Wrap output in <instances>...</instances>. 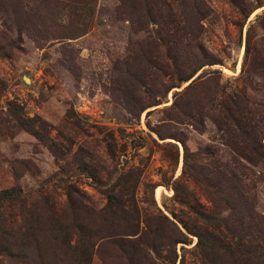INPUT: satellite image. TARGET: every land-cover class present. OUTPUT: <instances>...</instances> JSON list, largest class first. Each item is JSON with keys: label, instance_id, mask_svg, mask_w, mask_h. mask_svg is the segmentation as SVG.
I'll return each mask as SVG.
<instances>
[{"label": "rangeland", "instance_id": "obj_1", "mask_svg": "<svg viewBox=\"0 0 264 264\" xmlns=\"http://www.w3.org/2000/svg\"><path fill=\"white\" fill-rule=\"evenodd\" d=\"M81 2L90 14L87 31L64 38L78 23L69 8ZM189 4H198L208 16L196 18ZM185 12L189 20H183ZM263 13L264 0H0V191L20 189L18 198L0 206V240H17L32 227L27 263L0 252V264H75L72 250L59 247L53 236L57 222L73 226L74 243L81 226L132 234L146 217L157 226L156 243L163 246L161 255L148 252L145 264H207L197 237L179 220H188L192 232H207L178 197L186 190L207 211L229 218L230 233L241 237L248 221L233 219L222 196L224 186L232 185L231 171L247 172L243 178L252 206L264 217ZM187 27L209 58L221 64L198 70L193 78L201 74L200 82L182 100L191 102L186 107L192 117L170 123L165 108L173 92L188 82L161 97L171 80L156 67L168 62V36H186ZM181 41L194 40L188 35ZM139 78L146 86L152 78L159 90L150 92ZM233 91L245 97L239 103L243 112L234 114L255 125V137L244 138L255 160H262L253 166L235 149L239 138L232 140L233 131H222L215 121L222 115L216 96ZM159 98L162 103L151 104ZM140 104L147 105L141 112ZM21 118L35 119L39 135ZM159 124L164 134L175 133L185 145L160 139ZM127 173L138 182L134 203L121 217L106 208L107 193L129 181L117 183ZM114 189L118 200H126L128 195L121 198L122 190ZM105 214L112 226L101 223ZM138 235H126V245L139 244L147 252L148 242ZM172 244L175 261L172 248L166 250ZM212 256L214 264L244 262L231 252ZM109 262L126 264L116 257ZM91 264L100 259L94 255Z\"/></svg>", "mask_w": 264, "mask_h": 264}, {"label": "trees", "instance_id": "obj_2", "mask_svg": "<svg viewBox=\"0 0 264 264\" xmlns=\"http://www.w3.org/2000/svg\"><path fill=\"white\" fill-rule=\"evenodd\" d=\"M237 5V4H235ZM20 8L22 7V3L19 4ZM191 9L189 13L192 12L196 18L200 17V20L204 19L207 15V12H201L200 6L198 4H189L188 5ZM240 8L241 5H238ZM87 7L85 3L82 2L78 5H73L70 7V11L72 14L77 17L78 23L80 22L81 25L78 23L74 26L68 36H64V38L74 39L81 34L87 31L88 21L90 14L88 10H85ZM253 10V9H252ZM250 10L248 14L252 12ZM247 14V15H248ZM264 14V13H263ZM261 15L257 14L256 18H259ZM183 20H189L188 14L185 12L183 14ZM247 17V16H246ZM154 22V21H153ZM154 22V23H158ZM163 29L162 26L160 28ZM185 28H183L184 30ZM185 31V30H184ZM188 27H187V31ZM186 35V33H185ZM188 35H191V41L186 43L181 41V38H187ZM59 38H63L58 36ZM165 39V37H163ZM161 39L160 36L158 38ZM169 43L171 45H169ZM166 51L164 53V57L168 62H160L159 65L156 67L157 70L160 72L164 70L165 76L167 79L171 80V83L166 84L165 90L162 92L163 94L161 97L166 98L167 93L171 91L173 88L182 87L184 83H187L179 91L173 92V101L166 106L165 110L169 111L167 115V120L171 122H176L174 120L182 121L184 118L192 117L189 109L186 105L190 104L191 102L188 101L186 105L182 103L184 97H187L191 88H196V84L200 82L199 79L202 75L198 74L196 77L193 76L198 72L200 68L205 65H215L221 64L220 60L215 58H209L205 49L201 44L196 41V36L193 32H189L186 36H168ZM248 51V47H245L244 54L246 55ZM159 57V56H158ZM193 78V79H192ZM140 84L147 88L150 87V92H157L159 88L153 83L154 80L151 78L149 85L146 86L145 81L143 78L137 79ZM177 81L174 83V81ZM217 83L216 86H218ZM154 86V87H153ZM218 91V88L214 90V92ZM244 94L239 93L238 91H233L232 93H228L227 95L222 92V94L215 98L217 104L220 108L222 115L220 117H216V124L219 129L222 131L232 130V135L230 138L234 140V138H239V144L236 145L235 149L240 154L241 158L244 159L247 163L251 164L252 166L259 163L261 158L256 159L252 156L248 148H251L250 145L247 143V139L245 135L250 134L252 137H255V133L253 129H255L254 124H250V122L246 121L247 118L243 114H234L235 112H243V109L239 106V103L244 100ZM162 99L159 98L158 100H153L151 103L152 105H158ZM147 105H141L138 107V111L141 112L146 109ZM137 115V113H136ZM19 119V118H18ZM226 120V122H225ZM24 125L27 126L29 131H31L35 135H39V130L35 128V119L32 118H21ZM231 124L237 130L231 127ZM160 124L155 129L158 137L160 139H175L179 140L182 145L184 146V142L173 132L165 133L160 128ZM111 137V136H110ZM256 139V138H255ZM109 149L112 150V147L109 144ZM186 150V148H184ZM254 152H258L259 150L253 149ZM259 153V152H258ZM114 155V154H112ZM235 165V163H234ZM244 168H247L244 166ZM251 171V170H250ZM127 172H134V170L130 169ZM241 172V173H239ZM239 172L231 171L229 179L232 181V185L227 183L224 186V190L222 192L223 199L230 211V216L233 219L238 221H242L243 219H247V226L243 231L241 237L236 236L235 233H230V224L229 218H222L217 217L214 213L207 211L206 208L194 197L188 198L185 194V191L182 195L179 194V201L183 203L186 208L189 210L192 216H194V222L199 223L200 226L198 228H202L203 231L207 233L203 235L201 232L196 231L192 232L188 220L185 218H180V223L182 227L193 236H196L197 246L200 247V252L203 254V258L207 262V264H214V257L212 256V252H231L233 254H238L239 256L244 257V262L242 264H246V261H249V264H264V217L257 214L254 211L251 201V194H249L248 189L246 187L243 175L246 176L247 172L244 170H239ZM135 175L127 173L125 175H120L117 177V183L120 180H127L129 181H121L119 186L116 184L114 187H117L119 190H122L121 198L124 196L130 195V197L124 199H117V194L113 188L110 192L107 193V205L106 208L108 210L115 212V215H119L121 217H126L127 212L125 211V207H129L130 204L134 203V191L137 185L138 180L135 179ZM134 177V178H132ZM132 178V179H131ZM176 188V187H175ZM177 189V188H176ZM20 193L19 188H10V189H3L0 191V206H2L5 202L14 200L18 198ZM126 202V203H125ZM124 204L122 208L123 210H116L115 205ZM187 214H185L186 216ZM107 214H105L104 218H102L101 223L114 224L112 217L109 220ZM145 223L144 225H140L137 223V231L135 233H112L106 232L104 233L102 228L98 230H91L87 229L86 231L83 230V227H79L76 232V236L74 237V243H71L72 240V230L73 226H65L64 224L57 222L55 224V230L53 231V236L57 238L59 247H63V249L69 247L72 250L73 258H75V264H91L92 257L96 255L100 259V264H110L108 263V259L113 258H121L123 259L126 264H145L147 257H149L148 252H151L156 255H161L160 250L163 245H157L158 239V228L150 221L149 218H144ZM103 224V225H105ZM175 224V223H174ZM195 226V224H193ZM32 227H28L27 230H31ZM210 229V231H209ZM25 231L24 233L19 235V238L15 240V238L11 240H0V252L6 253L11 257L16 258L20 262L27 263V249L29 247V243L31 241L32 235L29 231ZM21 233V232H20ZM139 233L137 238H143L148 243H145L147 247V252H145V247L141 248L139 244L135 246H127L126 242L129 243L130 238H127L126 235H136ZM230 234V235H229ZM92 240V241H91ZM163 239L161 242L165 241ZM99 242V243H98ZM177 242H185L181 240L175 241ZM171 243V242H169ZM144 244V243H143ZM161 244V243H160ZM168 244V243H166ZM173 244L171 246L167 245L166 250L167 252L171 251ZM108 248H111V251H108ZM46 250V246L43 244V253ZM172 252L174 253V261L177 258V254L175 252V247L172 248Z\"/></svg>", "mask_w": 264, "mask_h": 264}]
</instances>
